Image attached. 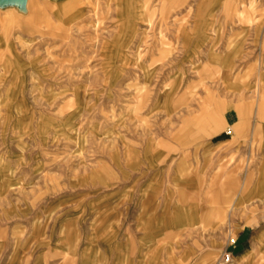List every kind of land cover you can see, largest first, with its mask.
<instances>
[{"label": "rangeland", "instance_id": "obj_1", "mask_svg": "<svg viewBox=\"0 0 264 264\" xmlns=\"http://www.w3.org/2000/svg\"><path fill=\"white\" fill-rule=\"evenodd\" d=\"M243 228L264 230V0L0 4V264H264Z\"/></svg>", "mask_w": 264, "mask_h": 264}, {"label": "crops", "instance_id": "obj_2", "mask_svg": "<svg viewBox=\"0 0 264 264\" xmlns=\"http://www.w3.org/2000/svg\"><path fill=\"white\" fill-rule=\"evenodd\" d=\"M233 109H234L233 112L227 114L226 122L228 125L231 124L233 126H238L240 128L239 133H243L244 128L242 126H239V123L241 122L240 112L236 108H233ZM255 236H258L260 239H263L264 241V230H260L258 232L255 231L252 234V232H248L246 228H243L237 233L236 237L239 243V247H238L239 252L237 253V256H250V253H247V254L244 253V251L246 250L245 244L249 239H251V237L253 238ZM261 247L264 248V242L262 243Z\"/></svg>", "mask_w": 264, "mask_h": 264}, {"label": "bare ground", "instance_id": "obj_3", "mask_svg": "<svg viewBox=\"0 0 264 264\" xmlns=\"http://www.w3.org/2000/svg\"><path fill=\"white\" fill-rule=\"evenodd\" d=\"M22 2H24V5H26V3H27V0H24V1H22ZM59 12V11H58ZM57 12V13H58ZM56 14V13H55ZM54 14V15H55ZM35 16H36V18H41V19H46V21H48L49 19H52V15H51V12L50 13H46L45 14V16H41V14L38 16V14H37V12H35Z\"/></svg>", "mask_w": 264, "mask_h": 264}, {"label": "water", "instance_id": "obj_4", "mask_svg": "<svg viewBox=\"0 0 264 264\" xmlns=\"http://www.w3.org/2000/svg\"><path fill=\"white\" fill-rule=\"evenodd\" d=\"M24 0H0V4H6V3H19V4H22L24 7V2H22Z\"/></svg>", "mask_w": 264, "mask_h": 264}, {"label": "built area", "instance_id": "obj_5", "mask_svg": "<svg viewBox=\"0 0 264 264\" xmlns=\"http://www.w3.org/2000/svg\"><path fill=\"white\" fill-rule=\"evenodd\" d=\"M225 255L227 256V257H226L227 260H229V259L231 258V256H232L230 252H227Z\"/></svg>", "mask_w": 264, "mask_h": 264}]
</instances>
